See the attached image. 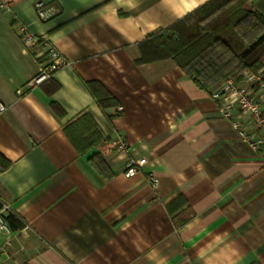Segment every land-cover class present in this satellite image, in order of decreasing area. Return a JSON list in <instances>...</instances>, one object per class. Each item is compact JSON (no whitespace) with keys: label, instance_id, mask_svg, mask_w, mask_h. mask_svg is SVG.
I'll list each match as a JSON object with an SVG mask.
<instances>
[{"label":"crops","instance_id":"obj_1","mask_svg":"<svg viewBox=\"0 0 264 264\" xmlns=\"http://www.w3.org/2000/svg\"><path fill=\"white\" fill-rule=\"evenodd\" d=\"M6 1L0 201L23 227L0 235L1 263L264 264V159L175 60L135 62L140 42L208 0ZM37 1L58 13L39 22ZM242 8L264 16V0ZM22 25L69 62L32 86L44 57ZM244 62L264 64V43Z\"/></svg>","mask_w":264,"mask_h":264},{"label":"trees","instance_id":"obj_2","mask_svg":"<svg viewBox=\"0 0 264 264\" xmlns=\"http://www.w3.org/2000/svg\"><path fill=\"white\" fill-rule=\"evenodd\" d=\"M243 4L244 0H208L140 42V57L135 62L172 58L197 85L209 91L232 74L240 78L245 69L257 70L256 65H247L244 60L264 43V16L243 9ZM99 102L104 106L102 100ZM98 158L93 159L99 169ZM5 219L11 231L23 227L12 213Z\"/></svg>","mask_w":264,"mask_h":264},{"label":"built area","instance_id":"obj_3","mask_svg":"<svg viewBox=\"0 0 264 264\" xmlns=\"http://www.w3.org/2000/svg\"><path fill=\"white\" fill-rule=\"evenodd\" d=\"M9 3L0 0V10H7ZM35 16L39 22L52 19L58 8L53 3L37 1L34 5ZM19 38L24 46L34 47L41 52L44 60L38 65L36 74L28 81V85L39 84L50 79L56 71L69 64L54 47L46 35H35L27 26L19 28ZM20 93V90H17ZM209 95L217 102L219 115L229 121L239 138L264 159V64L257 70L245 69L240 76L232 74L222 80L209 91ZM5 105L0 102V114ZM119 150H125L122 140L117 142ZM145 158L129 160L123 171L125 178H130L140 172ZM148 181L154 187L158 184L155 175H148ZM12 213L8 204L0 201V235L9 236L11 229L5 219ZM4 253V244H0V254Z\"/></svg>","mask_w":264,"mask_h":264},{"label":"rangeland","instance_id":"obj_4","mask_svg":"<svg viewBox=\"0 0 264 264\" xmlns=\"http://www.w3.org/2000/svg\"><path fill=\"white\" fill-rule=\"evenodd\" d=\"M212 25V24H211ZM211 26H210V24H209V28H210ZM222 27V26H221ZM1 256H0V260H1ZM0 264H6V263H1V261H0Z\"/></svg>","mask_w":264,"mask_h":264}]
</instances>
